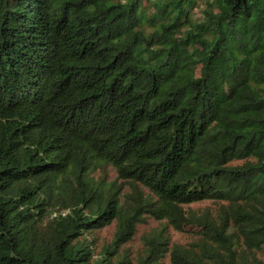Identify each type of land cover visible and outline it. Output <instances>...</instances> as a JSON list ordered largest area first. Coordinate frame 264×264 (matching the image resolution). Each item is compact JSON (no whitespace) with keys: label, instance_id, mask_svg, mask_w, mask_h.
Listing matches in <instances>:
<instances>
[{"label":"trees","instance_id":"16d2710c","mask_svg":"<svg viewBox=\"0 0 264 264\" xmlns=\"http://www.w3.org/2000/svg\"><path fill=\"white\" fill-rule=\"evenodd\" d=\"M0 264H264V0H0Z\"/></svg>","mask_w":264,"mask_h":264},{"label":"rangeland","instance_id":"374dc122","mask_svg":"<svg viewBox=\"0 0 264 264\" xmlns=\"http://www.w3.org/2000/svg\"><path fill=\"white\" fill-rule=\"evenodd\" d=\"M116 174H117L116 171L113 168H110V179H115ZM207 205L212 206L213 203L211 201L203 200V201H199V202L190 203L189 205H186V207L191 206L192 208H203ZM158 225H159L158 220H155V219L149 218V217H146L144 221L138 222L136 233L133 235V237L130 240H128L127 242H125L122 245L121 249L122 248L128 249L131 257L135 258L136 251L141 249L144 245V241H143L144 235L151 232ZM115 230H116L115 222L104 227L101 230V232L99 233L98 241L100 243L105 241V239H107V241H109L112 238V235L115 232ZM169 231L172 235L173 240L176 241L178 239H180V240L183 239V235L180 234L179 232L175 231L173 228H171V226H169Z\"/></svg>","mask_w":264,"mask_h":264}]
</instances>
